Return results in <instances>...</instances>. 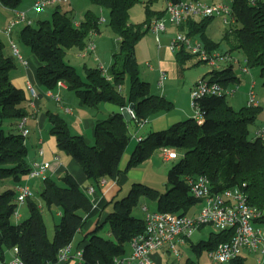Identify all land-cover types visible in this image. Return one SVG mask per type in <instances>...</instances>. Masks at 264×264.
<instances>
[{
    "label": "trees",
    "instance_id": "trees-1",
    "mask_svg": "<svg viewBox=\"0 0 264 264\" xmlns=\"http://www.w3.org/2000/svg\"><path fill=\"white\" fill-rule=\"evenodd\" d=\"M91 1L107 9L108 24L119 40V50L113 53L111 64L106 69L85 63L84 74L77 71L67 58L68 50L72 47L85 50L91 36L101 33L103 18L88 9L77 24L69 10L57 8L52 18H41L38 25L26 22L19 33L21 41L30 46L40 60L37 68L39 83L53 89L62 81L75 91L83 104L95 109L104 102L122 108L134 102V119L138 125L172 110L174 102L155 93L150 81L141 78L136 47L151 30L154 21L167 18V2L182 0H166L163 8H154L156 0H147L144 5L146 17L138 23L130 21V11L142 0ZM228 1L234 22L230 23L224 38L230 40L234 36L235 45L230 50L243 51L245 65L249 69H260L264 85V0ZM21 2L0 0L2 5L11 9H18ZM213 18L190 16L177 25V29L199 38L209 50L218 49L219 42L206 33ZM176 59L179 64L203 61L184 47L176 51ZM228 64L203 77L217 80L226 88L239 85L241 77L234 64ZM16 65L15 55L7 52V44L0 37V125L5 120L15 125L28 114L25 106L27 93L12 81L11 74ZM127 78L129 88L124 93L122 86ZM197 101V109L203 118L201 122L191 116L165 129L152 130L138 141L125 168L128 171L140 165L161 147L174 148L179 157L168 171L167 184L170 187L160 191L142 182H133L128 193L115 198L105 219L98 221L90 231L85 226L95 207L94 201L70 172L61 177H42L40 199L43 204L36 197L29 196L26 199L28 217L21 221L12 220L20 206L17 187L23 184L34 163L31 164L29 159L27 139L18 127L9 126L8 130L0 127V185H5L0 191V258H5L8 249L18 247L17 255L25 264H58L60 252L74 242L77 233L83 232L86 235L77 247L82 249L79 264H116L115 259L126 254L132 238L145 230V215L134 213L142 198L154 202V210L188 214L201 201L191 192L188 178L200 174L209 176L213 191L233 189L245 194L249 204L261 211L257 221L264 223V127H258L254 136L251 135V126L264 111V105L245 104L235 108L227 93L207 94ZM47 113L50 132L55 135L58 147L81 164L95 189L102 188V179L119 177L122 172L120 162L132 138L130 121L122 111L96 120L93 143L87 142L84 135L75 134L59 112L49 109ZM9 184L17 187H8ZM44 204L49 208L56 205L61 210L53 239L48 236ZM107 223L108 237L99 234V229ZM233 235V228L214 230L207 239L194 242L190 238L187 243L201 254L204 249L208 251L229 241ZM230 263L245 264V256L240 255ZM184 264L194 262L188 258Z\"/></svg>",
    "mask_w": 264,
    "mask_h": 264
},
{
    "label": "built area",
    "instance_id": "built-area-1",
    "mask_svg": "<svg viewBox=\"0 0 264 264\" xmlns=\"http://www.w3.org/2000/svg\"><path fill=\"white\" fill-rule=\"evenodd\" d=\"M58 1L67 0H36L34 5L36 8L42 9L45 5ZM167 11L168 16L166 19L156 20L151 26V30L155 32L158 41L161 39V33L168 29V22L177 26L190 16L200 18L206 16H222L224 21H228V23L234 21L231 4L226 2L206 3L203 0L169 1L167 2ZM21 21H26L27 23L32 22L27 17L25 11H16V17L9 22L5 29L6 33L11 36L13 28ZM12 45L16 55L22 59L16 44L12 42ZM170 45L175 51L184 47L199 59L209 61L211 64H216L218 59L223 58H234L236 61H239L230 52L223 54L218 49L209 50L199 38L182 31L176 33L171 39ZM95 49L94 42L90 40L85 52H92ZM241 69L247 73L250 71L245 64H243ZM163 79L164 76L161 77L160 82ZM255 83V80H252L248 91V104H258L254 89ZM62 84L63 82L59 81L58 85ZM237 88L238 85L226 88L217 80L201 77L196 81L195 87L192 90V104L197 108V99L201 96L222 93H227L228 95L234 94ZM29 90L34 95L37 94V90L32 84H29ZM49 94L52 95V92H49ZM131 113L135 117L134 110H131ZM195 117L199 122L203 119L199 110L198 115ZM17 127L25 137L28 136L30 131L27 127V115L19 119ZM159 150L161 151V155L166 159H176L179 157L178 151L174 148L161 147ZM40 152H43L42 148ZM49 165L50 163L48 161L34 162L33 169L28 176L44 178ZM188 181L191 192L201 199L200 203L202 207L200 211L191 216L172 211L154 210L144 205L145 230L132 238L131 253L117 257L115 259L116 264H152L151 252L162 246L168 247L176 255H179L180 251L177 243H187L194 231L203 225H212L215 231H221L226 228L234 229V235L229 241L221 242L215 248L208 250L209 256L214 260L215 264H228L233 259L242 255L243 250L250 252L258 251L264 255V223L257 221L261 215V211L257 207L249 204L245 194L233 189L213 191L211 180L205 174L189 177ZM105 182L106 180L102 179L101 183L104 184ZM17 188L19 203L25 202L33 194L30 186L27 184L18 185ZM94 190V186L87 188L88 192H94ZM14 251L16 253L15 256L7 264H25L21 257L17 255L18 247H15ZM71 253V245H69L60 252L58 261H67ZM75 255L80 258L82 256V249H78ZM259 261H262L261 264L264 262L261 259Z\"/></svg>",
    "mask_w": 264,
    "mask_h": 264
},
{
    "label": "rangeland",
    "instance_id": "rangeland-1",
    "mask_svg": "<svg viewBox=\"0 0 264 264\" xmlns=\"http://www.w3.org/2000/svg\"><path fill=\"white\" fill-rule=\"evenodd\" d=\"M33 1L34 0H22L21 4L19 5V8L25 7L28 4L32 5L31 8H28L27 10H25V12H27L26 13L27 17H29V15L31 16L34 15L33 16L34 19H32L31 17L30 18L32 19L35 25H38L39 19L41 18H52L53 13L55 9L57 8H59L62 11L69 10V13L71 14L75 22L83 19L85 16V12L88 9L94 10L95 12L99 13L102 18H105L101 26L102 35H100V33H97L96 35L93 34L90 38L91 41L95 42L97 49L92 52L90 51L85 52V50H81V53L85 55L86 53H88L86 63H88L89 65L98 66L99 62L96 61V57L99 56L105 68L107 69L109 67V65L112 62L113 53L119 50V40H118L116 33L112 30V28L108 24L109 14H108L107 9L100 7L99 5L93 3L91 0H67V1H62L58 4L49 3L45 5L42 9H38L32 4ZM146 1L147 0H142L136 3L131 8L130 21L138 23L145 19L146 13H145L144 5ZM203 1L206 3L207 2L209 3H213V2L229 3L228 0H203ZM165 6H166V0H156L153 3L154 8H163ZM0 15H1V11H0ZM213 17L214 18L211 20V22L206 28V33L211 38H213L215 41L219 42L217 47L220 53L225 54L230 51V53L234 57L239 59V61H236L234 58H232L231 60L228 58H223V59H218L216 64H211L209 61H201L200 63H195V64H186V63L179 64L178 63L179 68H180L178 74H183V75L181 77H175V79L173 80H170L168 79V77H166L163 81L164 84L160 85V88H158L157 86L158 78H155L153 74H162L159 72V70H157L158 63H159L158 58L160 57L159 45L161 44V42L157 40L155 32L150 30L138 42L137 47H136L137 60L139 64L141 78L150 81L152 90L154 88V90L155 91L157 90L159 93H161L162 91L164 92V89H168V91L166 92L168 94V98L172 100L175 105L172 110L167 111V113L169 114L168 116L171 117V115H177L180 117L179 118L180 121L184 118L186 119L188 117H191V116L195 117L198 115L197 108L192 104V90L195 87L196 81L207 73H208L207 74L208 76L211 75L210 71H212L215 68L226 67L227 65H229L228 63H233L236 68L237 74L245 75L248 78V81L250 79L249 81L250 83L252 82V80H255L256 83H255L254 89H255L256 96H257V100L259 101L260 104L264 105V85H263V77L260 74V69L252 68L250 69L248 73L242 71L241 67L243 66V64H245L243 51L242 50H233V51L230 50L235 45V40H234L233 35L230 40L224 38L225 31L227 30V28H229L231 22L228 23V21H224L222 16H213ZM24 23H20L16 27L13 28V31H14L13 34L15 36H17V32L19 28L21 27V25L23 26ZM167 24H168V29L165 32H167L168 30L170 32H174V35H173L174 37L176 33L179 31L177 29V26L172 24L171 22H168ZM4 29L5 27L2 29V26L0 23V36L4 39L6 44L10 46L8 42V38H7L8 35L6 34V32L4 33ZM165 35H168V34H164L163 37H165ZM16 42H17L18 47H21L22 43L20 42V40L17 39ZM169 47L171 51L173 52L174 56L176 57V51L171 48L170 44H169ZM77 50L78 48L76 47L70 48L69 55L67 56V58L70 60V62L73 65H75L79 73L84 74L83 65L85 63L83 59H80L79 56H76V58H72L73 52ZM17 56L18 55H16V57ZM83 57H86V56H83ZM173 60L174 58L172 59V61ZM155 66H157L156 70H154ZM168 74H170V72ZM165 85H167L166 88H164ZM246 85L247 84H245L244 86L240 88L238 87L237 90L234 92V94L228 95L229 102L235 108L241 107L246 102V99L248 98V92H247L248 90L245 87ZM128 88H129V78H127L125 83L123 84L122 91L124 93H127ZM248 89H249V84H248ZM3 122L4 123H2L0 127L5 128L6 130H8L7 128L9 126L14 128V125L13 123H10V120H5ZM258 127H264V111L259 115L256 122L251 126V135L254 136L255 129ZM132 128H134V124L131 123L130 121L129 129L132 130ZM147 128L148 126L146 125L145 129L147 130ZM145 129H143V131ZM158 153L160 155H158ZM176 161H177V158L176 159L164 158V156L161 155V151L159 150L151 158L145 161L144 164H140L141 169H138V170H140V172L142 171V174L140 173L141 179L133 180V181L142 182L144 184L157 188L160 191H166L170 187L167 184L168 171ZM6 182H10L12 184L10 180H6ZM4 187L5 185L1 184L0 191H2ZM128 187L129 186H127V188ZM130 187L127 189V191L124 194L118 196L117 198H120L126 195ZM36 197L40 199V196L37 195V193H36ZM142 203H140L135 208L134 213L136 215H139V216L145 215V210L143 209L144 205L150 207V209L155 208L154 202L146 198H142ZM201 207H202L201 203L194 205L189 211L188 215L193 216L197 214L200 211ZM58 209L59 207L56 205H53L51 208L47 207L45 204L43 206V215H44V219H45L47 229H48V236L50 239H53L54 232H55V225L58 222H60L61 215L58 216L57 214ZM19 212L23 214V216L19 217L17 214H14L12 217L13 221H17V220L28 217L29 207L26 201L23 203H20ZM108 228H109V223L105 224V226H102L99 229V234L107 236ZM214 229L215 228L212 225H206V226L196 229L191 236V241L198 242L201 239H207L210 233L214 231ZM81 238H83V235L81 233H77L74 239V244L77 245L79 241H81L80 240ZM181 253H182V260L184 263L187 261L188 258H192V262H194V264H215L214 260L209 256V252L207 251V249H204L201 254H198L197 252L193 250L191 245H187L186 247H184ZM242 255L245 256V264H261L262 261H259V260L260 259L264 260V255L258 251L250 252L247 250H243ZM177 256L178 255H176L174 251H172L170 254L167 253L165 257L168 263L165 262V264H179ZM228 264H231V263H228Z\"/></svg>",
    "mask_w": 264,
    "mask_h": 264
},
{
    "label": "crops",
    "instance_id": "crops-1",
    "mask_svg": "<svg viewBox=\"0 0 264 264\" xmlns=\"http://www.w3.org/2000/svg\"><path fill=\"white\" fill-rule=\"evenodd\" d=\"M35 1L36 0L33 1L32 3L33 5L35 4ZM60 2L62 1H58L56 3L58 4ZM31 6L32 5L28 4L25 7H21V8L18 7V9H11L5 7L0 3V11H1L0 23L2 29L4 27L6 29L9 22L16 17V11H25L28 8H31ZM33 16L29 15L28 18L34 19ZM80 21H77V24ZM20 23H24L25 25L26 21H21L18 24ZM18 24H16L15 27ZM23 26L21 25V27L19 28L17 32V36L13 34L14 31L12 32L11 36H9L7 33L6 34L8 35L7 38L10 45V46L7 45V52L15 55L16 63H17L16 67L12 70V74H11L12 81L16 86L25 89L27 93V101L25 102V106L28 109L27 127L29 128L30 132L26 137V139L29 148L30 162L32 164L36 161H40V162L48 161L50 165L45 175L61 177L65 172L72 173L74 177L78 180V182L81 184V186L87 191V188L94 185L91 183V180L88 179L87 174L85 173L81 164L76 159H74L70 154H68L67 152H65L64 150L58 147L57 139L55 135L51 134L50 132L51 124L48 118L47 111L51 109L53 111L59 112L68 120L71 130L75 134L84 135L87 142L91 143L94 142V129H95L96 120L105 118L110 114H112L113 112L122 111L123 108L112 102H104L100 104L99 108L95 109L83 104L81 102L80 97L75 93V91L69 89L65 83H63L62 85H57L53 89H49L41 85L37 78V68L40 63V60L37 57V55L33 52L31 47L23 43L19 37V33L23 28ZM5 29H4V33L6 32ZM162 33L160 36L161 39L159 41L161 42V44L159 45L160 57L158 58L159 63L157 70H159L160 73H164V74H153L155 78H158V85H157L158 88H160V85L164 84L163 81L166 77H168V79L170 80H173L175 79V77H181L183 75V74H178L180 69L178 65V61H176L177 59L169 47L174 32H170L168 30L167 32H162ZM164 34H168V35H165V37H163ZM100 35H102V33H100ZM17 39L20 40V42L22 43L21 47H18L16 42ZM12 42L16 44L19 53L22 56V59L18 56L16 57L14 47L13 45H11ZM95 47L97 49L96 44ZM87 54L83 55L81 53V50L78 49L77 51L73 52L72 58H76V56H79V58L83 59L84 63H86ZM68 55H69V50H68ZM173 58L174 60L172 61ZM96 61L99 62L100 66H103L105 68L99 56L96 57ZM156 68L157 66L154 67V70H156ZM169 72L170 74H168ZM238 75L241 77V82L238 85V87L240 88L245 84H247L245 87L249 91L251 86V83L249 82L250 79L248 81V78L245 75L243 74H238ZM161 76H164L162 82H160ZM29 84H32L36 88L37 90L36 95L31 93V91L29 90ZM248 84H249V89H248ZM167 85H165L164 88H166ZM153 91L158 94L163 93V95L168 97V94L166 93L168 89H164V92L162 91L161 93H159L157 90L155 91L154 88ZM49 92H52V95L49 94ZM245 104H248V98L246 99V102L243 105ZM168 115L169 114L167 112H162L151 119H147L146 121H144L139 125L135 122L136 120L134 119V117L131 120H129L131 121V123L134 124V128L130 130L132 138L120 162V168L122 169V172L120 173L117 179H110V178L107 179L106 182L102 185V188L100 190L96 188L94 192H88V194L91 196V198L94 201L95 207L93 211L89 214L88 221L85 226V229H87V231L94 229L98 221L105 219L107 213H109V211L112 208V201L118 196L124 194L134 182L133 180L141 179L140 173L142 174V171L140 172V170H138L141 169L140 165L131 168L128 171L125 170L128 160L130 159L131 153L134 150L140 138L145 137L152 130L165 129L167 128V126L169 127L171 124L180 121L179 116L171 115L170 117ZM146 125L149 128V129L147 128V130L145 129ZM14 126L17 127V124H15ZM143 129L145 130L143 131ZM41 148L43 149L42 153L40 152ZM158 151L159 150L155 151L153 155ZM64 152L67 154H65ZM158 155L160 154L158 153ZM144 163L145 162L141 164ZM42 180H43L42 177L27 176V178L24 180L25 183L23 184L29 185L33 193L32 196L36 197V193L37 195L40 196V192L42 190V185H41ZM7 186L15 187L16 185L9 184ZM127 186L129 187L127 188ZM39 200L41 201V199ZM41 204H43L42 201ZM57 214L58 216L61 215L60 208L58 209ZM17 215L19 217L23 216V214L19 212V208ZM21 220L22 219L17 221H21ZM79 233H81L83 237L84 235H86V233L83 232H79ZM78 244L75 245L73 242L71 244L72 253L70 255V258L65 262L62 261L58 262V264H79L81 258L75 255V252L78 250L77 248ZM187 245H190L189 242L185 244L177 243V246L180 251L179 255L177 256L179 264H184L182 260L181 251ZM131 251H132V246L130 244L127 248L126 254L131 253ZM171 252L172 250H170L166 246H162L153 250L150 254L153 261L152 264H165V262L168 263L165 256L167 255V253L170 254ZM14 256H15L14 249H8L6 251L5 258L4 259L0 258V264H7Z\"/></svg>",
    "mask_w": 264,
    "mask_h": 264
},
{
    "label": "water",
    "instance_id": "water-1",
    "mask_svg": "<svg viewBox=\"0 0 264 264\" xmlns=\"http://www.w3.org/2000/svg\"><path fill=\"white\" fill-rule=\"evenodd\" d=\"M134 109V102H131L128 106L124 107L122 110L123 115L126 120H131L133 118L131 110Z\"/></svg>",
    "mask_w": 264,
    "mask_h": 264
}]
</instances>
